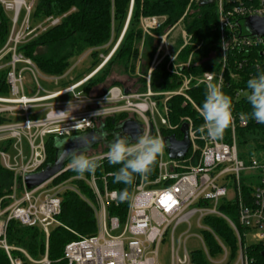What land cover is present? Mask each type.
<instances>
[{"label":"built area","instance_id":"2783aa9c","mask_svg":"<svg viewBox=\"0 0 264 264\" xmlns=\"http://www.w3.org/2000/svg\"><path fill=\"white\" fill-rule=\"evenodd\" d=\"M213 2L220 31L216 68L190 71L198 46L185 61H177L179 51L191 39L182 31L183 42L173 55L165 45V36L158 37L162 41L143 77L144 90L113 85L102 93L88 95L82 86L97 69L62 87L61 81L72 72V64L60 76L46 75L19 50L34 36L56 25L60 17L48 16L31 26L33 1L26 6L23 0L25 13L20 19V9L14 3L0 0L5 12L12 11L9 32L0 47V71H5L7 86V92L0 94V165L13 177L10 192L4 197L8 203L3 206L0 200V249L6 253L9 264H23L20 257L11 253L14 249L30 264H50L47 242L44 255L33 259L24 249L7 243L6 226L14 220L23 226L38 227L47 240L50 229L60 224L56 218L61 212V195L68 190L90 206L96 230L63 246L66 264H162L158 256L164 244L168 247V264H197L198 255L205 264H262L250 252L255 246L264 250V147L260 140L243 141L239 131L255 122L248 115L250 110H246V80L256 73V65L264 70V33L255 36L240 26L250 16H264V0ZM159 25L160 18L156 16L141 18L143 33L152 35L148 31ZM164 58H168L166 70L178 78L179 85L169 91H154L150 88V73ZM210 59H215L213 52L194 64ZM209 75L214 83L222 82V91L232 102L231 122L222 137L215 140L197 131L203 123L200 105L190 94L193 88H204L201 81L206 83ZM40 79L53 82L57 88L46 89ZM234 83L238 85L232 87ZM173 96L181 97V106L188 105L192 114L178 115L172 120L169 100ZM101 109V115H93ZM121 115L126 118L118 123L132 118L140 124L141 131L158 135L164 143L147 180L134 176L121 219L110 213V207L117 206L112 198L117 190L108 188L111 173L102 169L106 160L100 162L94 173L71 175L55 182L69 170L67 160L54 177L30 189L26 187L24 177L44 168L49 136L69 137L94 129L105 118ZM183 125L188 149L182 158H170L164 138L173 135L180 141ZM103 147L89 148L86 154L102 155L107 151ZM75 180L85 183L91 197L80 193ZM207 218L221 219L229 227L235 239L233 255L229 245L205 222ZM192 229L200 232L190 235L200 239L201 252L187 248L185 241ZM205 235L213 239L219 251L210 252Z\"/></svg>","mask_w":264,"mask_h":264},{"label":"trees","instance_id":"16d2710c","mask_svg":"<svg viewBox=\"0 0 264 264\" xmlns=\"http://www.w3.org/2000/svg\"><path fill=\"white\" fill-rule=\"evenodd\" d=\"M48 16L60 17V20L56 25L49 27L19 47V50L29 57L39 70L46 75H62L70 67V61L88 49H97L107 45L104 51L106 54L119 39L104 67L93 73L84 82L82 86L84 93H87L91 87L102 83L106 75L110 73L114 63L134 72L141 44L140 61L142 63L140 68L144 67L141 75L147 74L156 45L154 39L146 34L142 38L141 18L144 17H164L158 28L151 30L157 34H163V32H167L173 26L176 28L178 25L181 30L190 34V44L185 45L176 58L177 61H185L189 53L198 46V49L193 52L190 71L204 72L218 66L216 61L220 54L218 43L220 31L214 2L199 5L198 0H35L29 14L32 24L43 20L45 17L48 18ZM240 27L246 33L249 32L245 28V21H242ZM9 28V17L0 4V47L7 38ZM181 44L182 41L178 37L173 46V51H176ZM210 52L215 54V59L204 60L197 65L194 64L203 58H207ZM91 55L96 58L97 51L93 50ZM164 59L166 60H162L150 73V88L154 91H169L179 85L178 78L166 70L167 58ZM98 61V59H94L85 70L79 71L70 79L62 82V87L89 74L99 63ZM142 79L143 86L145 81L144 78ZM118 84L117 82L114 83L117 86ZM237 85L234 83L232 87ZM105 90L107 89L103 88L101 93ZM6 92L5 71L2 70L0 71V94ZM190 94L194 101L200 105L204 88H193ZM181 100L182 98L179 96H173L169 100L172 120H176L178 115L192 114L188 105L181 106ZM248 109L250 110L249 106L246 110ZM122 118H126V115L108 117L99 122V125H105L109 129L118 124ZM239 132L243 136V141L246 139L260 140L262 141V147H264V124L250 122L245 129ZM60 138L53 135L47 138L45 143L47 155L44 166L53 163L58 151L57 141H60ZM95 146L97 144L92 145L90 148H95ZM103 149H107V146H104ZM119 166L109 165L107 161L103 163V171L111 173L107 178L108 188L115 189L117 192L124 189L129 196L132 185L126 186L113 183L112 174ZM71 175L77 174L67 170L57 177L55 182ZM12 179L11 172L0 165V200L3 206L8 203V200L4 197L10 192ZM74 183L80 193L85 197H91V193L83 181L75 180ZM126 201L127 199L119 206L110 207V213L121 219L123 210L127 206ZM221 210L224 211V206H221ZM56 219L60 224L50 229L47 240L40 228L23 226L14 220H10L6 226V241L11 246L24 249L33 259H39L44 255V247L47 242L46 252L50 264H66L62 257L63 246L78 236L93 234L96 230L95 218L90 206L75 192L68 190L61 195V212ZM205 222L211 225L213 231L229 245L233 255L235 252V239L226 223L221 219L208 218L205 219ZM205 236L210 252L216 253L219 251L218 246L212 241L213 239L211 240L209 235ZM11 253L20 257L23 264H30L22 253L15 249ZM250 253L254 256L256 262L264 264V250L262 247H252ZM198 257L200 258L199 261L194 258L193 260L197 264H205L200 255ZM0 264H9L8 257L2 249H0Z\"/></svg>","mask_w":264,"mask_h":264},{"label":"clouds","instance_id":"9594fccd","mask_svg":"<svg viewBox=\"0 0 264 264\" xmlns=\"http://www.w3.org/2000/svg\"><path fill=\"white\" fill-rule=\"evenodd\" d=\"M221 47L226 46L221 41ZM205 84L203 99L199 106V116L203 123L197 129L205 133L209 139H219L232 119V102L228 95L222 91V82L214 83L213 76L209 75ZM244 99L250 106L249 117L258 124H264V70L256 65V73L246 80ZM102 109L93 115L99 116ZM95 136H93V139ZM65 141H57L60 150V160H68V168L77 175L94 173L100 162L106 160L109 165H120L112 174L113 183L126 186L132 185L134 176H142L147 180L152 165L161 154L164 143L158 135L141 131L135 138L128 135L116 134L115 138L107 145V151L102 155L89 156L86 148L64 149ZM117 206L128 198L126 190L113 193L112 196Z\"/></svg>","mask_w":264,"mask_h":264},{"label":"rangeland","instance_id":"374dc122","mask_svg":"<svg viewBox=\"0 0 264 264\" xmlns=\"http://www.w3.org/2000/svg\"><path fill=\"white\" fill-rule=\"evenodd\" d=\"M8 1L11 4L14 3L13 0H8ZM32 1L34 2L35 0H24V2L26 3V6H28L30 3H32ZM25 3H22L19 6V9H20V19L22 18L23 14L25 13ZM14 5H15V3H14ZM6 13H7V16L8 17H11L12 11L7 10ZM158 18H160V23L162 22V20H164V17H158ZM29 23L31 24V26H35V25L38 24V22L32 24V21L30 20V18H29ZM174 27L175 26H173L170 30H167V32H163V34H157L156 32H152L151 31L152 29H151L148 32H151L152 35L147 34V33H143L142 38L146 34L147 36H149L152 39H154V43L156 45V49H155V52H156L158 46L160 45V42L162 41L158 37L159 36H165V45H168L169 50H170V53H171V55H173L179 49L178 48L176 51H173V46L176 43L177 38L179 37L181 39V41L183 42V40L181 38V32L183 30H181V28L179 27V25L176 28H174ZM156 28H158V27H156ZM156 28H153V29H156ZM143 32H145V31H143ZM118 42H119V39L116 42V44H114L112 46V48L109 50V52L106 53V54L104 53V51H105V47H107V45L104 46V47L97 48V49H92V48L91 49H88V50L84 51L77 58H73L70 61V63L74 66L73 67V70H72V72L70 74H68L66 77H64L61 82L70 79L71 77H73L79 71L85 70L92 63V61H94V59H98L99 60L98 61L99 63L95 66V68L93 70L97 69L96 71H98L99 69H101L102 67H104V64L106 62L104 60V58H106V56H108V54H112L113 53V51H114L116 45L118 44ZM187 45H189V44H187ZM93 50L94 51L95 50L97 51L96 58H93V56L91 55V53L93 52ZM141 53H142V44L140 45V48H139L138 57H137V63H136V68H135L134 72H131L130 69H124L121 65H118V64H115L114 63L112 65V67H111L110 73L108 75H106L104 81L102 83L98 84V85H95V86L91 87L90 90L86 94H88V95L89 94L90 95L99 94V93H101V91H102L103 88H106L107 89L108 87L113 86L115 82L119 83L118 86L127 87V88H129L131 90H135V89L138 90V91H142V89L144 90L145 89V83L142 86V81H141V80H143L142 78L145 76V75L144 76L141 75L142 69H144V67L143 68H140L141 67V63H142L140 61L141 60ZM167 60H168V58H167ZM148 71H149V67H148ZM144 81H145V79H144ZM40 82H41V84L46 89H49L50 91H51V89L57 88V86L53 82L49 83V82H46V81H44L42 79H40ZM67 138H68L67 135L64 136V137H61L60 138V141H64ZM192 233H198L199 234L200 232L198 231V229H195V230L192 229L189 232V234L187 233L188 236H187L185 242H186V245H187L188 250L198 251V252L203 251V245H202L200 239H197L194 236L190 235ZM158 257H159V260H160V262L162 264H168V247L165 246V244L160 246L159 256Z\"/></svg>","mask_w":264,"mask_h":264},{"label":"water","instance_id":"95a60500","mask_svg":"<svg viewBox=\"0 0 264 264\" xmlns=\"http://www.w3.org/2000/svg\"><path fill=\"white\" fill-rule=\"evenodd\" d=\"M212 2L213 0H198L199 5H206ZM245 28H247V30L252 35H262L264 33V16H250L246 18ZM124 91L127 92V90ZM116 126L119 129L118 132L120 133V135H128L131 138H135V136L138 135L142 130L140 124L132 118H128L122 123L116 124ZM180 129L183 132V137L182 139H180V141L177 140L173 135L164 138L165 146L167 148L168 155L170 158H182L188 149L189 141L186 137L185 126L183 125ZM93 136H95L94 131L90 132L88 135H84L83 137H76L74 139L69 140L68 142L66 141V143L63 145V148L70 150L73 148L79 149L81 146H84L87 151L92 145L95 144V142H93ZM59 156L60 150L58 149L53 163L46 164L44 168L40 170V172L26 175V177H24L26 187L30 189L45 182L51 177H54V175L62 169L63 165L67 161V159L61 161Z\"/></svg>","mask_w":264,"mask_h":264},{"label":"flooded vegetation","instance_id":"af4514ba","mask_svg":"<svg viewBox=\"0 0 264 264\" xmlns=\"http://www.w3.org/2000/svg\"><path fill=\"white\" fill-rule=\"evenodd\" d=\"M94 131L95 132V138L93 139V142L95 144L100 145V146H106L110 141H112L115 138L116 134H120L118 131L119 129L117 126H112L111 128L108 129L105 125H97L95 126L94 129L85 131V132H80L77 134H73L72 136H69L67 139H65L68 142L71 139H74L76 137H83L84 135H88L90 132Z\"/></svg>","mask_w":264,"mask_h":264},{"label":"bare ground","instance_id":"6f19581e","mask_svg":"<svg viewBox=\"0 0 264 264\" xmlns=\"http://www.w3.org/2000/svg\"><path fill=\"white\" fill-rule=\"evenodd\" d=\"M15 3V6L19 8V6L23 3V0H13Z\"/></svg>","mask_w":264,"mask_h":264}]
</instances>
